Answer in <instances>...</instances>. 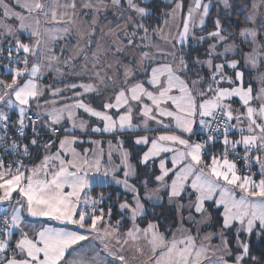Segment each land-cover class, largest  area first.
Segmentation results:
<instances>
[{
	"label": "snow or ice",
	"instance_id": "6c2138e0",
	"mask_svg": "<svg viewBox=\"0 0 264 264\" xmlns=\"http://www.w3.org/2000/svg\"><path fill=\"white\" fill-rule=\"evenodd\" d=\"M166 2L0 0V264H264V0Z\"/></svg>",
	"mask_w": 264,
	"mask_h": 264
},
{
	"label": "trees",
	"instance_id": "16d2710c",
	"mask_svg": "<svg viewBox=\"0 0 264 264\" xmlns=\"http://www.w3.org/2000/svg\"><path fill=\"white\" fill-rule=\"evenodd\" d=\"M156 4V11L158 14L162 12V8L167 9L170 7V5L167 2L161 1V0H154ZM161 21H156V23H160ZM120 191L118 188H113V187H108V188H96L94 189L93 194H97L99 192H104L105 195H109L111 193L112 198H116V193ZM123 198V197H121ZM115 211V210H114ZM155 211L159 214V216H168L171 214L170 210L168 209V206L165 204L163 206L157 207ZM151 218V217H150ZM159 218V217H157ZM253 244V251L258 254L260 250H264V242L257 241L253 239L252 241Z\"/></svg>",
	"mask_w": 264,
	"mask_h": 264
},
{
	"label": "rangeland",
	"instance_id": "374dc122",
	"mask_svg": "<svg viewBox=\"0 0 264 264\" xmlns=\"http://www.w3.org/2000/svg\"><path fill=\"white\" fill-rule=\"evenodd\" d=\"M161 1H164V2H166V0H161ZM186 2H187V0H186ZM170 7H171V5H170ZM163 10L162 11H165V10H167V9H164V7L162 8ZM111 187H113V188H118L117 186H115V185H112ZM118 190H120L119 188H118ZM107 196V195H106ZM116 198H114L113 200H115Z\"/></svg>",
	"mask_w": 264,
	"mask_h": 264
}]
</instances>
